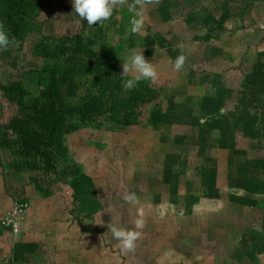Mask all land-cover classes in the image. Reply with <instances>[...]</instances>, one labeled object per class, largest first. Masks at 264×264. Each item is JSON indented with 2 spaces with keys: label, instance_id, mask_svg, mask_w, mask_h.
<instances>
[{
  "label": "rangeland",
  "instance_id": "374dc122",
  "mask_svg": "<svg viewBox=\"0 0 264 264\" xmlns=\"http://www.w3.org/2000/svg\"><path fill=\"white\" fill-rule=\"evenodd\" d=\"M1 3L0 22L5 24L9 37H15L19 45L0 50V144L5 143L4 137L10 135L22 143L26 136L36 140L33 136L36 132L42 138L40 140L44 139L40 143L38 159L49 168L23 169L29 165L28 158H25L23 168L8 172L5 167L7 153L0 150V201L2 196L7 198L14 194L25 199L26 192L33 199L42 201L38 212H32V218L36 224L37 221L41 223L43 227L40 229L46 231L45 235L56 231L52 225L67 223L72 214L82 209L90 208L92 212L97 200L102 201L99 210L106 207L109 211L100 212L102 217L91 220V246L101 248L91 253L95 256L100 253L107 256L110 251L120 252L108 225L128 223L127 226L132 228L136 218L119 217L112 207L114 202L117 205L125 203L122 199L125 193L136 194L140 190L145 191L140 210L138 204H128V208L118 207L120 213L126 214L128 209V213L139 210L138 214L142 212L143 216L150 217L155 211L149 212L146 205L151 210L157 198V202L167 208L176 197L178 211L183 212L181 216L177 215V220H183L186 227L192 224V249L215 256L218 262L226 263L231 258V264H236L243 254L242 248L247 249L246 245L228 247L235 245H232V233L228 231L232 223L245 228L244 235L248 238L251 236L253 240L264 241V134L260 140L257 132H235L231 126H236L237 122L228 119L227 115L218 116L216 120L213 113L212 117V114L208 115L209 121L201 120L205 116L200 103L201 93L205 91L202 87L207 80L220 81L218 75L213 74L211 78L205 72L213 53L203 46L200 38L205 31L215 30L218 17L215 0H160L157 5H149L144 28L146 36L128 31L132 14L128 12L127 5L116 10L103 24L89 27L87 21L73 11V0H1ZM77 32L80 34L75 36ZM141 50L145 59L156 67L159 76L154 82L142 79L130 89L125 87L126 93L134 100L124 98L122 105L121 100L120 104L116 103L112 94L98 90L99 97L88 94L92 90L90 86L94 88L92 81L99 77L105 81L107 72L124 82L131 79L132 76L122 74L123 61L132 52ZM91 51L101 61L99 65L93 64ZM182 51L187 57L185 66L181 71H174L173 63ZM223 75L225 78L222 79ZM241 75L231 78L230 74H220L219 78L224 82L218 95L232 97V92L237 94L248 82L250 90L258 89L260 85L252 82L253 74L246 78ZM46 86L49 95L43 93L42 88ZM212 93L214 95L215 90ZM207 95L209 98V89ZM52 101L53 110L60 106L58 113H54L57 115L56 125L50 121ZM121 105L125 109L122 110ZM215 105L216 102L208 108ZM75 113L86 114V119L76 117ZM69 114L75 117L70 119ZM66 117L69 120H65ZM81 126L91 129L90 133L77 131ZM51 132L59 134L56 136ZM62 135L70 142L72 139L75 142L92 140L101 150L95 151V146L88 143H76L73 147L81 151L78 158L74 157L77 163L70 162L73 153L66 150L64 154L58 153L60 148L57 144L59 139L63 141ZM203 144H208L207 148L211 145L214 150L205 147L204 151L201 149ZM88 153L91 154V164L83 167L79 177L83 173L91 175V192L101 196L91 193L90 198L82 194L78 200L81 193L72 194L74 191L67 186L66 180H59L56 165L60 160H69L73 164L65 166L64 172L69 171L80 166V160ZM125 161L129 162L128 170L135 176L131 179H135L136 191L133 185L130 191V183L125 181L126 192L108 196L103 185L110 181L112 184L119 174L110 181L108 177L106 180H98L97 177L104 173L107 175L111 168L119 172V165ZM107 165L111 168L105 169ZM147 171L154 174V179H141ZM227 176H231V184L225 182L223 188L219 182L214 184L218 178L227 179ZM53 179L60 181L57 185L61 189L53 187L50 183ZM196 185L206 188L203 193L207 197L201 201L195 191ZM79 186L84 187L83 182ZM154 190L161 193L159 197ZM217 190L220 192H215ZM60 193H63L64 201L56 203L55 198ZM230 194L237 196L233 199ZM46 201L51 202L49 208H46ZM219 210L225 213L222 212L224 215L221 217ZM160 211L157 208L156 215H160ZM167 221L171 228H176L174 221L170 218ZM221 224H224V232L219 229ZM8 227L18 231L20 224L17 228ZM7 231L4 230L5 235L8 234L6 237L12 240ZM2 243L6 246L9 242L4 239Z\"/></svg>",
  "mask_w": 264,
  "mask_h": 264
},
{
  "label": "crops",
  "instance_id": "0c3cea01",
  "mask_svg": "<svg viewBox=\"0 0 264 264\" xmlns=\"http://www.w3.org/2000/svg\"><path fill=\"white\" fill-rule=\"evenodd\" d=\"M215 5L217 7L216 12L218 14L217 21L215 22V30L207 33L205 31L204 35L200 34V38L203 39V46H207V49L211 50L213 53V57L210 59L211 61H209L205 67L207 76L210 75L209 77L212 78V75L216 74L218 75V79L221 81V77L219 78L220 74H230L231 78H237L239 74H242V78H246L249 74H253L254 80H252V82H256L258 86H260L258 87L253 83V87L256 89L258 87L256 91H253V89L250 90V82H248V84L246 83L243 88H240L241 91L237 94L232 92V97H224L222 95H218L219 89L221 90L224 81L208 82L209 80H207V82H205V86L202 87V91L205 89L204 92L206 93L204 94V92H202L200 97L201 106L204 107H201L202 113L204 112L203 114H205L203 118L201 117V120L209 121L208 115L212 114V117L214 115L213 113H215L216 120L218 116L225 117V115H227L229 117L228 119L237 122L236 126H231L235 132H257V138L261 140V137L264 134V0H215ZM191 34L192 33L190 32L189 37H191ZM78 35L79 33L77 32L75 36ZM241 41L243 44H241ZM223 78H225L224 75L222 76V79ZM208 89L210 90L209 98V95H207ZM213 90H215L214 95L212 93ZM203 94L205 96H203ZM215 102V106L208 108L212 104H215ZM239 125H242V127H239ZM236 127L238 128L237 130ZM51 133H54L56 136L59 134V132ZM33 136H36V140H30L31 136H26L23 141L24 143L18 142L11 135L7 138L4 137L5 143L0 144V150H5L7 153L5 155V157H8L7 160L5 159V167H7L8 172L23 168V161L25 158H28L29 165L23 169L29 170L35 167L42 169L47 167L44 165L43 160L40 162L38 159L40 143L44 142V139L40 140L42 138H39L40 136L36 132L35 134L33 133ZM11 139L16 141L14 143H8L7 140ZM62 139L63 141H60L59 139V144H57L60 148L58 153L64 154L65 150L68 153H73L70 162L74 161V157L78 158L81 151L78 148L73 147V145L76 143L80 145L89 141L81 139L80 141L76 140L75 142V140L72 139L70 142L63 135ZM221 140L224 141L223 138ZM222 143L224 145V142ZM88 144L91 145V143ZM207 146L208 144L206 146L203 144L201 149L205 151V147L207 150L212 147L209 145L210 147L207 148ZM212 148L214 150V147ZM17 155H19L20 158H17ZM90 155L91 154L88 153V156H84V159L80 160V166H74L75 168L72 167L66 172H64L66 169L64 167L73 164L70 163L69 160H60L56 165L58 170L57 175L60 177L59 180H66L65 182L67 183V186L74 191L72 194H75V192L81 193L78 196V200L82 194H87L86 197L90 198L91 193L92 195L96 194L101 196L99 193L91 192V184L89 181V179H91V175L83 173V175L79 177L80 173L82 174L83 167L91 164V160H89ZM74 162L77 163V161ZM80 162H78V164H80ZM128 163V161H125L120 164L119 172L113 170L107 165L105 169L111 168V170H107V175L104 173L102 176L97 177L98 180H106L108 177L110 181L112 178L115 179V177L119 174V178L117 180L115 179L112 184H110L111 181H104L105 184L103 186L105 194L107 193L108 196L113 195L115 197L119 192L121 194L126 192L127 188L123 185L125 181L130 183V191L133 189L132 185L134 188L136 187L135 179H131L133 177L135 178V176L128 170ZM97 164H99V162ZM146 174L147 175L141 179L148 178L150 181L151 178H153L152 176H154V174H151L150 171H147ZM229 178H231V176H227V179H224V177L218 178L219 180H215L214 184H218L219 182V185L223 188V183H228L229 181V184H231V180H229ZM139 180L138 182H140ZM60 181L53 179L50 180V183L53 184V187L61 189V187L57 185ZM82 182L84 187L79 186ZM88 184L90 186H88ZM147 184L149 185L151 182H147ZM28 186L27 182V187ZM199 186L196 185L194 187L197 188L195 191L199 193V200L201 201L202 198L207 197L203 193L206 188ZM15 188L16 187L13 189ZM16 189L18 190L19 188ZM214 189L216 190V188ZM231 190L233 191L232 188ZM154 191L157 192L156 196L159 197L158 195L161 193L157 190ZM215 192L220 191L217 190ZM144 193V190H140L139 193H136L139 200V210L143 205ZM25 194V199H21L19 198L20 196L14 194V196L12 195L13 197L6 198L2 196L3 199L0 201V264H231V258L226 263L223 261L218 262L215 256H207L202 254L199 250L192 249L194 238L191 233L192 224H190V227H186L187 225L184 224L183 220L182 222L181 220H177V215L181 216L183 212L178 211L179 207L176 197L173 201L169 202V206L167 208L158 203L156 197L155 207L151 206L150 210L149 206L146 205L149 212L152 213L154 209L155 213L153 212V215L150 217L143 216L146 220V226L142 231L141 238L137 241L134 252L124 254L121 251L119 253L110 251L107 256H101V253L100 255L95 256L91 253H95L96 248H101L94 245L91 246V220H95L98 216L102 217L101 213L109 211L106 207L101 208V211L99 210L101 207L100 203H102V201L97 200L98 204H95V210L92 212L90 208L87 210L82 209L80 212L72 214L67 223L58 222L57 224L52 225V227H56V231L49 235H45L46 231L44 232L40 229V227H43L41 223L37 221L36 224L35 220L32 218V212H38V208H40L42 201L33 199L28 192ZM62 195L63 193H60V195L55 198L57 199L56 203H63L64 199L61 197ZM230 196L234 199L237 195L230 194ZM93 198L95 199V197ZM22 200L24 201L22 204H26L27 206V211L25 210L26 214L24 212L26 217L23 221H19V230L17 231V229H15V231H12L7 225L2 224L1 221L3 217L8 214L13 203H21L20 201ZM70 201H72V199ZM45 204L46 208L51 206V202L48 203L46 201ZM122 205L125 208H128L130 204L119 203V205H117V202H114V206L112 207L115 208V213H117L119 217H138L139 210L128 213V209L126 214L120 213L118 207L120 208ZM222 207L224 206L222 205ZM81 208H83V205ZM157 208L161 210L160 212H162L160 215H156ZM222 212L224 213L223 210H219L218 215L223 216L225 213L223 214ZM65 213L66 212L62 214L65 216ZM167 218H170V220L177 224L176 228L173 229L169 226ZM151 222L152 224H150ZM129 223L132 222L130 221ZM127 224L125 225L123 223L122 227L131 229V227L127 226ZM223 225L224 224H221V227H219L221 232L225 231ZM4 230H8L10 232L9 235L12 240L6 237L8 234L6 233L7 235H5ZM228 231L232 233V245L235 244L234 246L230 245L228 247L235 248L239 245H241V247H243V245L247 246L246 250H244V247L242 248L243 254H241L240 261H237L236 264H251V262L264 264V241L257 240V238L253 240V237L251 236L248 238L244 235L245 228L241 229V227L233 223L230 225V230ZM178 233H180V235ZM4 239L6 242H9L6 246L2 243V240Z\"/></svg>",
  "mask_w": 264,
  "mask_h": 264
},
{
  "label": "clouds",
  "instance_id": "9594fccd",
  "mask_svg": "<svg viewBox=\"0 0 264 264\" xmlns=\"http://www.w3.org/2000/svg\"><path fill=\"white\" fill-rule=\"evenodd\" d=\"M160 0H132L131 3L128 0H73V11L81 18L87 21L89 27L94 24H103L104 21L109 20L114 12L118 9H122L127 5L128 12L132 14L130 20L131 34H139L146 36L144 31L146 24V12L149 5H157ZM19 41L15 37H9L5 24L0 22V50H7L9 46H18ZM187 57L181 52L173 63L174 71L183 70ZM122 74L125 76H132L131 79H127L125 82L126 88H132L136 83L143 80L156 81L159 73L156 67L145 59L142 50L139 52H132L123 61ZM125 203L130 205H137L139 203L138 197L134 192L125 193L122 197ZM90 223V222H85ZM102 223V222H98ZM146 226V220L143 217V213H139L138 217L134 221V227L126 229L122 226L110 223L108 225L109 232L112 234L114 240H116L117 247L124 253L134 252L137 241L142 236V231Z\"/></svg>",
  "mask_w": 264,
  "mask_h": 264
},
{
  "label": "trees",
  "instance_id": "16d2710c",
  "mask_svg": "<svg viewBox=\"0 0 264 264\" xmlns=\"http://www.w3.org/2000/svg\"><path fill=\"white\" fill-rule=\"evenodd\" d=\"M1 0H0V9L2 8V6H1ZM80 34V33H79ZM11 47V46H10ZM89 54L92 56V58H93V64L95 65H99L100 64V60H99V58L97 57V55L95 54V52H93V51H91V52H89ZM103 61V60H102ZM108 70L106 69V72H107ZM106 76L104 77V79H105V81H103L102 79H100V77L99 78H97L96 80L94 79L92 82H93V84H94V88H91V86H90V88L89 89H92L91 90V92H89L88 94L89 95H91V93H92V95H94V94H97L96 95V97H99V93H96L97 92V90L98 91H100V92H103V93H106V94H112V97L113 98H115L116 99V103L117 104H120L121 103V101H122V105H123V103H125V102H123V99L124 98H128V99H132V100H134L135 98L134 97H130L127 93H126V88H125V82H124V80L122 79V78H120V77H113V76H110V74L107 72L106 74H105ZM48 87L46 86V87H44V88H42L45 92H43V93H46V94H48L49 95V89H47ZM130 97V98H129ZM121 100V101H120ZM54 102L52 101V103H51V107H50V111L52 112V110H53V107H54V104H53ZM121 105V109L123 110V109H125V107H123ZM125 105V104H124ZM59 107V109H60V106H57L56 107V110H53V112L50 114V116H51V122L53 123V124H55L56 125V123H57V115H54V113H58V111H57V108ZM87 107H89V105H87ZM78 109V108H77ZM64 112H67L66 110H64ZM78 114V115H77ZM75 116L76 117H82V120H85L86 119V114H80L79 115V113H75ZM74 115H70L69 114V118L71 119L72 117L74 118L75 117ZM69 118H65V120H69ZM83 126H81V127H79L78 129H77V131L80 129V130H83L84 132H86L87 134L88 133H90V131H91V129H89L88 127H86V126H84L83 128H82ZM89 139H85L84 141H88ZM87 143H91V146L93 147V146H95V147H93V149L95 150V151H97V152H99L100 150H101V147H99L98 146V144L97 143H95V142H93L92 140L90 141H88ZM95 148H98V149H95ZM124 151V149H122V152Z\"/></svg>",
  "mask_w": 264,
  "mask_h": 264
},
{
  "label": "built area",
  "instance_id": "2783aa9c",
  "mask_svg": "<svg viewBox=\"0 0 264 264\" xmlns=\"http://www.w3.org/2000/svg\"><path fill=\"white\" fill-rule=\"evenodd\" d=\"M26 207H27L26 204L14 202L8 214L3 217L1 221L2 224L11 226L12 228L13 227L17 228L19 221L21 220L25 212Z\"/></svg>",
  "mask_w": 264,
  "mask_h": 264
}]
</instances>
